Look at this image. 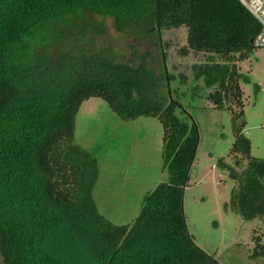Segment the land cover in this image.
<instances>
[{
	"label": "trees",
	"instance_id": "obj_1",
	"mask_svg": "<svg viewBox=\"0 0 264 264\" xmlns=\"http://www.w3.org/2000/svg\"><path fill=\"white\" fill-rule=\"evenodd\" d=\"M86 14L111 17L134 36L187 28L180 54L208 55L194 65L193 78L215 88L208 98L233 115L232 162L219 160L236 182L226 207L245 220H264V158L251 154L244 132L239 67L261 24L240 0H0L2 264H221L187 224L184 196L200 131L171 95L174 75L161 64L163 84L155 88L145 59L137 68L111 50L92 51L89 39L82 46L83 28L101 30L79 22ZM92 97L124 119L154 116L164 128L169 179L145 196L132 223L115 224L99 212V162L75 142L78 111ZM253 240L250 257L264 261L262 235Z\"/></svg>",
	"mask_w": 264,
	"mask_h": 264
},
{
	"label": "rangeland",
	"instance_id": "obj_2",
	"mask_svg": "<svg viewBox=\"0 0 264 264\" xmlns=\"http://www.w3.org/2000/svg\"><path fill=\"white\" fill-rule=\"evenodd\" d=\"M82 18H77L82 25L92 21L101 29L96 32L83 28L85 35L78 38L82 46L89 39L93 44L87 47L92 51L111 50L118 61L127 59L137 68L145 59L146 75L155 88L162 87L160 72H166L161 64L174 75L171 95L191 114L200 131L184 196L188 228L196 243L221 264H264L262 258L250 257L254 234H261L264 241V220H245L238 211L226 207L236 182L219 160L232 162L234 122L228 108H216L208 98L215 88L193 78L194 65L205 62L208 55L195 51L187 56L180 54L187 42L185 26L164 30L159 38L123 33L111 17L86 14ZM65 28L69 31L71 25ZM239 67L244 91V132L250 139L251 154L264 158V46H256L247 58L239 61ZM163 134L162 122L157 117L124 119L101 97L82 103L76 117L75 142L99 162L94 198L99 212L113 223H132L145 196L169 179L163 161ZM1 259L0 256V264Z\"/></svg>",
	"mask_w": 264,
	"mask_h": 264
},
{
	"label": "built area",
	"instance_id": "obj_3",
	"mask_svg": "<svg viewBox=\"0 0 264 264\" xmlns=\"http://www.w3.org/2000/svg\"><path fill=\"white\" fill-rule=\"evenodd\" d=\"M241 3L256 17L260 22V31L254 37V46H264V0H240Z\"/></svg>",
	"mask_w": 264,
	"mask_h": 264
},
{
	"label": "water",
	"instance_id": "obj_4",
	"mask_svg": "<svg viewBox=\"0 0 264 264\" xmlns=\"http://www.w3.org/2000/svg\"><path fill=\"white\" fill-rule=\"evenodd\" d=\"M250 41H251V43L253 44V42H254V37H253V38H251V40H250Z\"/></svg>",
	"mask_w": 264,
	"mask_h": 264
}]
</instances>
